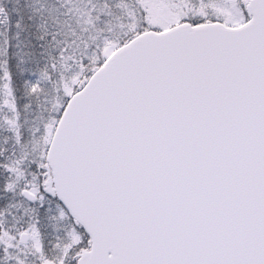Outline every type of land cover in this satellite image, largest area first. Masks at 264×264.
I'll return each mask as SVG.
<instances>
[{"label":"snow or ice","instance_id":"obj_1","mask_svg":"<svg viewBox=\"0 0 264 264\" xmlns=\"http://www.w3.org/2000/svg\"><path fill=\"white\" fill-rule=\"evenodd\" d=\"M0 264H264V0H0Z\"/></svg>","mask_w":264,"mask_h":264}]
</instances>
